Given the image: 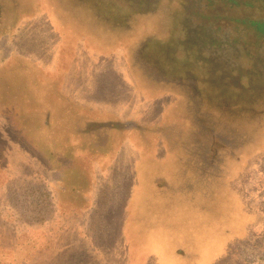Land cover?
Masks as SVG:
<instances>
[{"label": "rangeland", "instance_id": "obj_1", "mask_svg": "<svg viewBox=\"0 0 264 264\" xmlns=\"http://www.w3.org/2000/svg\"><path fill=\"white\" fill-rule=\"evenodd\" d=\"M252 19L264 2L0 0L1 237L54 229L67 264H264ZM44 117L92 127L51 143L72 148L58 169Z\"/></svg>", "mask_w": 264, "mask_h": 264}, {"label": "trees", "instance_id": "obj_2", "mask_svg": "<svg viewBox=\"0 0 264 264\" xmlns=\"http://www.w3.org/2000/svg\"><path fill=\"white\" fill-rule=\"evenodd\" d=\"M141 1V0H140ZM143 1V0H142ZM226 1H236V0H226ZM254 2L261 1L264 2V0H253ZM143 3V2H142ZM250 27L254 28V32L257 34H264V22L258 21L256 19H252L250 22ZM259 33V34H258ZM191 43L187 44V50L190 51L191 49ZM12 92V96L14 99L16 97L23 96L26 91L28 92L29 88H26L25 86H16L9 88ZM39 89L38 91H40ZM38 97V100L44 99V93L39 92L36 94ZM26 97V96H25ZM28 100V99H27ZM23 108L22 110V117L20 120L23 123H28L30 120H27L26 115H32L37 112L34 105H30L29 103L21 104ZM48 105V104H47ZM50 109V107H49ZM64 120L58 122L53 120L51 118H47L45 120V117L43 118L42 125L35 126V130L32 133L35 135H44L49 138L46 142L47 146H44V149H46L45 156L47 157V160L49 161L48 165L46 163L47 168L52 169H58L61 167L60 164L55 165V161H61L60 163L64 162V159L66 156H68L71 152L65 153V149L71 150L72 148L69 146V148L65 147H55L53 142L60 141L63 142V138H66V135H63L61 133L68 132L69 130H74L77 132H80V134H90L92 132V127L90 125H87V127L80 128V129H74L76 125L72 127V129L66 130L64 128ZM53 127H56V129H53ZM24 129V128H23ZM49 135V136H48ZM56 135V136H55ZM41 138V137H40ZM37 137V141L42 144L43 140L46 139H40ZM61 145V144H60ZM64 149V150H63ZM44 151V150H43ZM42 152V150H41ZM5 157L7 160H9V155L5 154ZM72 165V164H71ZM1 166V164H0ZM69 188V187H68ZM72 190L78 191V188L76 185H73ZM38 226H31L28 227V230L18 231V233L15 231L6 232V237H1L0 233V264H67L66 258L62 256V248H60V240H54L53 230L46 231L44 228L41 229V232H37ZM17 234H21L22 238L19 239ZM58 239V237H57ZM60 239V238H59ZM54 241V242H53ZM51 242V243H50ZM20 260L22 262H20Z\"/></svg>", "mask_w": 264, "mask_h": 264}, {"label": "crops", "instance_id": "obj_3", "mask_svg": "<svg viewBox=\"0 0 264 264\" xmlns=\"http://www.w3.org/2000/svg\"><path fill=\"white\" fill-rule=\"evenodd\" d=\"M248 217H250V215H247Z\"/></svg>", "mask_w": 264, "mask_h": 264}]
</instances>
